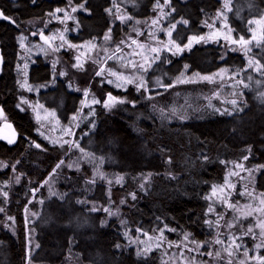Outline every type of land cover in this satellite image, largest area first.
<instances>
[{
	"label": "trees",
	"instance_id": "1",
	"mask_svg": "<svg viewBox=\"0 0 264 264\" xmlns=\"http://www.w3.org/2000/svg\"><path fill=\"white\" fill-rule=\"evenodd\" d=\"M77 1L89 16L78 15L83 34L85 22L90 21L91 32L84 39H101L111 29L109 44L115 52L135 23L156 14L157 0H139L143 8L139 14L121 0ZM233 1L234 7L240 3L243 13L237 18L236 11L228 12V24L235 37L248 38L264 0ZM67 3L0 0V11L15 21L0 19V108L17 134L15 143L0 140V264H166L158 252L141 256L123 234L154 235L163 230L169 240L188 234L198 243H209L217 234V217L209 211L213 188L224 184L232 164L245 159L259 170L254 187L264 195V104L252 96L256 89L242 80L254 75L253 63L260 58L250 56V65L242 51L225 53L214 43L169 54V60L163 58L160 77L164 86L171 87L129 86L117 92L105 86L106 95L126 98L123 106L109 112L101 107L84 111L85 117H79L82 126L69 132L72 137L57 132L58 140L45 139L33 113L18 107L19 37L28 34L36 40L31 35L40 21L51 17L55 5ZM245 6L255 13L244 11ZM221 9L223 0H170L169 25L176 24L184 34L183 41L175 42L181 45L205 35L207 23ZM117 13L127 17L125 23ZM222 69L233 77L240 74L236 88L227 86L223 92L217 86L186 81ZM41 71L48 82L53 70L46 58L38 59L30 76ZM80 72L86 75L79 83L82 87L98 79L91 67ZM182 77L185 83L179 82ZM69 83L75 85L67 77L59 79V93L64 94L67 108L74 99L79 113L82 95L70 94ZM231 98L238 100L235 105ZM51 179L58 196L45 183ZM244 226L262 239L257 252L262 258L259 264H264L261 229ZM249 241L247 264H255L250 250L254 244Z\"/></svg>",
	"mask_w": 264,
	"mask_h": 264
},
{
	"label": "rangeland",
	"instance_id": "2",
	"mask_svg": "<svg viewBox=\"0 0 264 264\" xmlns=\"http://www.w3.org/2000/svg\"><path fill=\"white\" fill-rule=\"evenodd\" d=\"M67 1L68 3L65 6L61 4L55 5V11L51 14V17H46L40 21V26L31 35L36 40L31 41L30 37L27 36L28 34L19 37V65L17 69L19 87L22 93L18 107L21 110L28 109L33 113L38 123L39 132L45 139L58 140L57 132H60L65 137H72L69 132L82 126L79 123V117L83 116L84 111L89 113V110L101 107L109 112L123 106L126 98L114 96L111 93L113 97L117 100H122L123 103H115L111 108L104 107V102L108 98L105 86H109L117 92L127 91L129 86L137 88L136 85L143 81L144 86L139 88V90L147 89L151 85H154V89H158L164 83L160 77L163 58L169 60V54L178 53L181 55L195 45L201 44L214 43L215 45H220L225 53L242 51L244 58L250 65L252 64L251 57H259L260 60L253 63L254 75L248 74L242 80L245 86H252L256 89L252 96L264 104V8L260 12L261 15L253 19L252 29L248 32L250 37L245 38L242 35L245 40H251V43L243 47L238 43L232 42L233 40H238L240 36H234L233 30L227 21L228 12L231 14L236 11L235 17L237 18L243 13L241 7L239 8L240 3L238 7H234L235 1L233 0H223V9L216 13L211 22L207 23L208 31L205 35L198 36L195 40L192 39L193 36L188 39V42L179 45L175 42V39L180 38L183 41L184 34L178 32L176 24L173 23L175 25L174 28L172 27L173 24L169 25L170 11L167 10L170 0L167 3L166 0H157L156 14H153L149 20L135 23L130 31L131 34L122 37V41L117 44L119 45V50L115 52L116 48H111L109 44L113 31L107 34L110 37L107 40L104 38L106 35L101 37V39L92 41L84 39L85 35L91 32L87 26L90 21L85 22L84 30L86 31L83 34V28L81 27L83 24L78 22V15L83 14L88 19V11L84 10V7L82 9L79 8L81 3H78L77 0ZM138 1L121 0L131 12L135 11V13L139 14L143 8H141ZM122 3L119 6L121 5L122 7ZM226 3L228 7H225ZM73 7H76L77 11L72 12L71 9ZM56 9H61V11L57 12ZM114 9L118 12L121 10L116 5ZM244 11L255 13L254 10L246 6ZM66 13L71 17L70 19H65ZM119 16H121L120 13H117V18ZM124 18L123 21L120 19L119 21L125 23L127 17ZM169 31H171V36L168 35ZM61 35H63V40L60 39ZM42 36L49 37V41L46 42ZM253 36L256 39H252ZM200 37H203V39H200ZM133 41H136V43H133ZM176 45H179L180 49H177ZM55 48L59 50L54 51L53 49ZM153 48L157 49V51L152 52L151 49ZM77 57H79V60H77ZM39 58H46L51 71L53 70L48 82L41 77L45 75L44 71H41L37 77L30 76V69L33 65H37ZM77 64L80 66H73ZM133 65H136V67H133ZM140 65H143V67H140ZM156 65L158 66L156 67ZM85 66L87 69L91 67L92 72H98L101 68L104 69V72L101 75H97L98 79L94 84L82 87L79 83L85 81L86 75L80 71L84 70ZM149 71L152 73L150 78L148 76ZM111 72L127 77L133 80V83H126L125 80L112 76ZM238 75L240 74H235L233 77L230 73L228 75L225 71H218L206 76L196 75L186 81L217 86V90L220 89L224 92L227 86L236 88L239 80ZM65 77L71 79L75 84L69 83L71 87L68 86V92L82 95L83 100L79 113L75 110L74 99L70 100L67 108V100L64 94L59 93L58 80ZM203 77H209L210 79H203ZM234 78H236L235 81ZM110 80L113 82L109 83L108 81ZM181 81H185V78L182 77ZM117 84L122 86L117 87ZM29 88L32 90L30 91ZM85 91H87V96L84 95ZM231 99L238 101L234 98ZM94 100L100 101V103H94ZM75 101L77 102V100ZM87 118L88 116H86ZM16 139L15 129L2 111V114H0V140L7 143L11 140L13 141L12 143H15ZM246 160L239 164H232L224 184L215 187V194L212 191L210 196L211 213L217 217L215 220L217 226L215 232L217 234L209 243H198L188 234L169 240L165 233L161 237V233L146 235L137 232L135 236L132 235L131 237L130 233L125 232L123 235L127 238L128 243L135 246L141 256L158 252L162 261L166 264H221L222 262L247 264L248 259L244 253L247 251L249 240H251L254 244V247L252 246L250 249L253 251L252 259L256 261L255 264L261 263L262 258L257 251L260 252L263 246L262 239H257L254 231L249 233L244 225H247V228L254 227L256 231L259 228L256 225L264 221V204L260 203L261 200H264V195L257 193L254 187L259 170L248 166L245 163ZM237 165H240V167H237ZM53 181L51 179L47 182L49 192L54 196H58L59 193L53 188ZM104 212L111 214L110 211ZM217 221H219L218 224ZM229 225L232 226L229 227ZM185 236H187V239H185ZM217 239L223 243L217 244ZM236 244L240 245L238 250L235 248ZM256 245L261 246L256 247ZM225 249L228 251H225ZM209 252L212 253L211 256L207 254ZM217 252H219V256L216 255ZM229 252L232 253L231 256H229Z\"/></svg>",
	"mask_w": 264,
	"mask_h": 264
},
{
	"label": "snow or ice",
	"instance_id": "3",
	"mask_svg": "<svg viewBox=\"0 0 264 264\" xmlns=\"http://www.w3.org/2000/svg\"><path fill=\"white\" fill-rule=\"evenodd\" d=\"M168 2V0H166V3ZM225 7H228V5H227V3L225 4ZM79 8H83V3H81L80 5H79ZM56 11L57 12H59V11H61V9H56ZM71 11L72 12H75V11H77V8L76 7H73L72 9H71ZM107 11H109V12H111V9H108ZM71 17H69L68 15H67V13L65 14V19H70ZM0 19H3V20H6V21H9L10 23H13V24H15V21L14 20H12L9 16H6L2 11H0ZM118 19H120L121 21H123L125 18L123 17V16H119L118 17ZM153 23H155V21H153ZM184 23H187V21H184ZM172 27L174 28L175 27V25L173 24L172 25ZM111 31V29H109V32ZM168 35L169 36H171V31H169L168 32ZM42 38L46 41V42H48L49 41V37H44V36H42ZM105 38V40H107V39H109L110 37L109 36H105L104 37ZM21 39H23V38H21ZM60 39L61 40H63V35H61V37H60ZM192 39H197L196 37H193ZM200 39H203V37H200ZM252 39H256V37L255 36H253L252 37ZM233 43H238V44H240L241 45V47H243L244 45H247V44H249V43H251V40H245L244 39V37L243 36H240L239 38H238V40H233L232 41ZM123 43V42H122ZM133 43H136V41H133ZM174 43V42H173ZM73 47H75V46H73ZM176 47H177V49H180V46L179 45H176ZM54 51H57V50H59L58 48H55V49H53ZM117 50H119V49H117ZM151 51L152 52H156L157 51V49H155V48H153V49H151ZM158 58V57H157ZM146 60H147V58H145ZM77 60H79V57H77ZM74 67H78V66H80L79 64H77V65H73ZM25 67H27V65H25ZM133 67H136V65H133ZM140 67H143V65H140ZM187 67V66H186ZM222 72L223 71H225L224 69H222L221 70ZM104 72V69L103 68H101L96 74L97 75H101L102 73ZM111 75L112 76H117L118 77V79H121V80H125L126 81V83H133V80H130V79H128L127 77H124V76H122V75H118L116 72H111ZM203 79H210L209 77H203ZM109 83H112L113 81H108ZM179 82H185V81H179ZM23 86V85H22ZM120 86H122V85H120V84H117V87H120ZM137 90H139V88H141V87H143L144 86V84H143V81H141L140 83H138L137 85ZM161 86H163V87H171V85H167V86H164V85H161ZM29 90L31 91L32 89L31 88H29ZM84 95L85 96H87V91H85V93H84ZM94 103H100V101H93ZM25 103H26V101H25ZM115 103H123V101L122 100H117L115 97H113L110 93L108 94V98H107V100L104 102V107L105 108H111V107H113L114 105H115ZM232 104H236V101L235 100H233L232 101ZM42 107V106H41ZM2 109H0V114H2ZM53 115H54V113H53ZM38 119H39V117H37ZM75 119V118H74ZM13 141H9V143H12ZM35 147H37V148H39L40 147V145L39 144H35ZM77 147H78V145H77ZM81 151H83V150H81ZM61 164H63V161H61L60 162V164H57V168H59L60 167V165ZM5 167H6V165H5ZM69 167H71V165H69ZM237 167H240V165H237ZM101 178L103 179L104 177H103V175L101 174ZM17 182H19V178H17ZM92 183H95V178H93V180L91 181ZM117 182H119V180L117 181ZM45 183H47V181H45ZM109 183H111V181H109ZM226 183H227V180H226ZM144 186L143 185H141V188H143ZM215 192H216V189H215V187L213 188V194H215ZM132 195V199L133 200H135V198H136V196H135V194L133 193V194H131ZM4 196H7V193L5 192L4 193ZM122 203H123V201H122ZM260 203L261 204H264V200H261L260 201ZM230 207H231V205H229ZM96 209L94 208L93 209V211H95ZM212 209L210 208L209 209V211H211ZM3 211V209L2 208H0V212H2ZM104 211H108L107 209H104ZM248 214H250V213H248ZM9 219H12L11 217L9 218ZM210 224H211V222H209ZM219 223V221H217V224ZM232 225H229V227H231ZM256 227H259L260 229H261V235H264V221H261V222H259L257 225H256ZM248 232L249 233H251L252 232V228H249L248 229ZM163 236V230H161V237ZM185 239H187V236H185ZM237 239H238V237H237ZM216 243L217 244H222L223 242L222 241H220L219 239H217L216 240ZM261 245H256V247H260ZM117 247H119V246H117ZM235 248L238 250L239 248H240V245H238V244H236L235 245ZM225 251H228L227 249H225ZM209 256H211L212 255V253L211 252H209V253H207ZM229 254V256H231L232 255V253L231 252H229L228 253ZM182 255V254H181ZM216 255L217 256H219L220 254H219V252H217L216 253ZM244 255L245 256H247V251H245V253H244Z\"/></svg>",
	"mask_w": 264,
	"mask_h": 264
}]
</instances>
